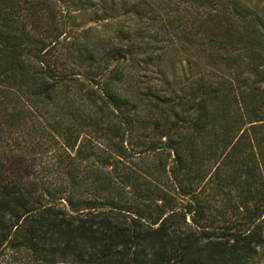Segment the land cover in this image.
Returning <instances> with one entry per match:
<instances>
[{
	"label": "trees",
	"instance_id": "trees-1",
	"mask_svg": "<svg viewBox=\"0 0 264 264\" xmlns=\"http://www.w3.org/2000/svg\"><path fill=\"white\" fill-rule=\"evenodd\" d=\"M75 12L96 27L70 36ZM262 255L252 0H0V264Z\"/></svg>",
	"mask_w": 264,
	"mask_h": 264
},
{
	"label": "rangeland",
	"instance_id": "rangeland-1",
	"mask_svg": "<svg viewBox=\"0 0 264 264\" xmlns=\"http://www.w3.org/2000/svg\"><path fill=\"white\" fill-rule=\"evenodd\" d=\"M252 4L254 5L255 8H258L259 10H261L262 13H264V0H252ZM72 16L73 18L71 19ZM77 16V17H75ZM92 19L88 17H84V16H79L78 17V13L75 12L74 15L72 14H68L67 16H65L64 18V23L66 25V30L68 31L70 36H77L80 35L85 29L89 28V27H96V24L94 22L91 21ZM107 22H100L97 24V28L102 29L100 27H102L104 24H106ZM123 24H126L123 23ZM70 39V38H69ZM69 39L68 42L69 43ZM189 54L190 51L187 54H184L182 51H174L172 53L173 55V62L175 63V69L177 70L179 67H185L186 61L190 60L189 58ZM191 60H193L191 58ZM190 60V62H191ZM207 60V59H205ZM192 65V64H191ZM149 78H154L155 74H148ZM47 158H44L43 160H46ZM27 173H29V171H27ZM30 175V174H29ZM252 264H264V255H262L261 257H259L258 259H255L254 262Z\"/></svg>",
	"mask_w": 264,
	"mask_h": 264
}]
</instances>
